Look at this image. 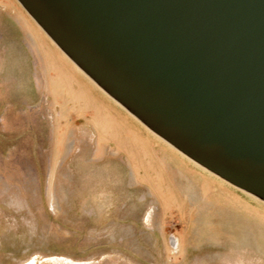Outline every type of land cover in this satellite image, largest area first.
I'll return each instance as SVG.
<instances>
[{
    "label": "rangeland",
    "instance_id": "rangeland-1",
    "mask_svg": "<svg viewBox=\"0 0 264 264\" xmlns=\"http://www.w3.org/2000/svg\"><path fill=\"white\" fill-rule=\"evenodd\" d=\"M0 264H264V204L157 139L0 0Z\"/></svg>",
    "mask_w": 264,
    "mask_h": 264
},
{
    "label": "water",
    "instance_id": "water-1",
    "mask_svg": "<svg viewBox=\"0 0 264 264\" xmlns=\"http://www.w3.org/2000/svg\"><path fill=\"white\" fill-rule=\"evenodd\" d=\"M150 131L264 202V0H17Z\"/></svg>",
    "mask_w": 264,
    "mask_h": 264
},
{
    "label": "bare ground",
    "instance_id": "bare-ground-1",
    "mask_svg": "<svg viewBox=\"0 0 264 264\" xmlns=\"http://www.w3.org/2000/svg\"><path fill=\"white\" fill-rule=\"evenodd\" d=\"M17 1V0H16ZM18 2V1H17ZM20 5V4H19ZM21 6V5H20ZM22 7V6H21ZM30 17V16H29ZM32 19V18H31ZM33 20V19H32ZM38 26V25H37ZM39 27V26H38ZM40 28V27H39ZM41 29V28H40ZM42 30V29H41ZM43 32V31H42ZM43 34L50 40L51 43L52 40L43 32ZM54 44V43H53ZM54 46L62 53V55L65 57V59L67 61H69V63H71V65L80 73L82 74L92 85H94L96 88H98L102 93H104L105 95H107L100 87H98L87 75H85L55 44ZM114 103H116V105H118L122 110H124L125 112H127L134 120H136L137 122H139L141 125H143L140 121H138L133 115H131L126 109H124L119 103H117L115 100H113L109 95H107ZM144 126V125H143ZM145 127V126H144ZM145 129L149 132H151L157 139H160L161 141H163L164 143H166L169 147H171L172 149H174L175 151H177L179 154H181L183 157H185V159H187L188 161H190L191 163H193L195 166H197L200 169L205 170L207 173L211 174L212 176L222 180L223 182L227 183L228 185L238 189L237 187L229 184L228 182L224 181L223 179H221L220 177H218L217 175L211 173L210 171H207L206 169H204L203 167H201L199 164L195 163L193 160H191L190 158H188L187 156L183 155L181 152H179L178 150H176L174 147H172L170 144H168L166 141H164L163 139H161L159 136H157L155 133H153L152 131H150L147 127H145ZM240 190V189H238ZM241 192L249 195L250 197H252L253 199L257 200L260 203H263V201L257 199L256 197L244 192L243 190H240Z\"/></svg>",
    "mask_w": 264,
    "mask_h": 264
}]
</instances>
